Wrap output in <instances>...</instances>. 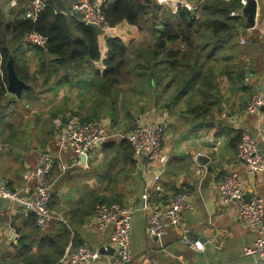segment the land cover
Masks as SVG:
<instances>
[{
    "label": "crops",
    "instance_id": "obj_1",
    "mask_svg": "<svg viewBox=\"0 0 264 264\" xmlns=\"http://www.w3.org/2000/svg\"><path fill=\"white\" fill-rule=\"evenodd\" d=\"M26 6L28 9L33 7V0L26 2ZM13 7L8 0H0V11ZM255 20L256 25L251 30L239 29V43L243 36L248 38V46L242 50L240 45L241 58L247 63L246 79L235 87L230 88V84H226L223 90L225 101L214 119L201 121L208 125L197 127L199 122L177 125L168 111L162 117L152 115L149 122L163 121L166 126L164 158L147 163L145 155L134 156L136 167L124 171L109 187L111 190L105 186L119 169V163L110 160L112 150L117 152V144L109 147L105 143L99 144L84 157L77 158L70 150L58 146L57 139L62 129L59 131L57 119L54 120L55 125L50 118V123L43 126L40 123L46 116L43 115L38 123V115L43 110L49 113L48 106L52 108L49 101H57L67 88H62L61 94L55 98L53 91L42 90L38 82H35L39 87L35 94L26 93L32 87L28 83L29 88L21 97L7 91L6 99L0 104V185L5 184L13 190L22 188L25 185L24 173L37 165L36 152L39 149L61 156L68 167L64 171L58 165L53 168L51 180L55 188L53 203L57 218L46 230L37 226L33 213L24 202L0 197V250L17 244L21 233L38 232V237L35 233L30 237L31 242L37 243L46 235L60 236L66 228L72 236L77 234L79 243L99 250L110 244L109 232L99 230L93 211L90 212L88 206L84 207V203L87 204L93 195L109 194L124 196L125 205L136 209L131 244L133 264H253L257 258L244 255L243 250L254 241L255 233L240 220L237 203H223L217 186L226 174L238 171L246 196L264 198V170L248 174L237 157L242 131L257 136L264 155V107L254 114L246 112L253 92H264V43L259 38L264 30V0L258 1ZM119 26L114 35L104 33L100 36V42L101 37L105 44L108 38L117 37L126 43L138 34L137 28L126 23ZM30 53L28 65L33 71L37 66L33 63L38 59L33 51ZM92 67L98 68L94 64ZM32 104L39 109L31 107ZM22 107L30 111L25 110V113L21 111ZM145 121L146 118L143 119ZM103 124L109 127L111 122L107 120ZM201 155L210 158L208 164L200 160ZM181 190L189 194L193 203V209L183 214L184 225L191 228L193 238L204 244L203 250L185 244L179 232L168 223L166 234L161 239L149 236L146 231L149 211L142 209L143 194H150L153 207L164 208ZM113 257L101 254L92 264H109Z\"/></svg>",
    "mask_w": 264,
    "mask_h": 264
},
{
    "label": "trees",
    "instance_id": "obj_2",
    "mask_svg": "<svg viewBox=\"0 0 264 264\" xmlns=\"http://www.w3.org/2000/svg\"><path fill=\"white\" fill-rule=\"evenodd\" d=\"M77 1L41 0L43 8L36 18L26 15L29 0H18L13 8L0 11V104L8 91L7 63L11 58L18 77L32 86L26 93H36L39 87L35 82L42 90L53 91L54 98L67 88L57 101H49L53 104L48 106L49 113L43 110L38 115V121L46 115L44 126L50 123L48 116L55 125V119L70 112L84 122L98 119L103 124L109 120L114 131L130 130L126 126L151 109L168 111L177 125L208 122L225 101L226 84L231 88L246 79L247 63L241 58L238 41L239 29L247 28L246 21L242 16H230L241 0H204L195 10L179 4L175 14L158 0H106L103 13L108 24L127 21L147 35L129 45L120 38H108L105 58L100 36L81 14L72 13ZM32 32L45 37L46 44H32L28 39ZM31 51L38 59L33 71L28 65ZM22 61L25 64H19ZM96 62H103L104 68L92 67ZM72 83L79 89L68 90ZM105 144L118 145L115 161L122 157L135 165L133 150L125 139ZM118 199L120 196L96 194L84 207L92 212L97 204ZM33 233L39 236L36 231L21 233L17 244L0 250V264H56L71 240L72 245L81 244L68 228L60 236L46 235L37 243L30 241Z\"/></svg>",
    "mask_w": 264,
    "mask_h": 264
},
{
    "label": "built area",
    "instance_id": "obj_3",
    "mask_svg": "<svg viewBox=\"0 0 264 264\" xmlns=\"http://www.w3.org/2000/svg\"><path fill=\"white\" fill-rule=\"evenodd\" d=\"M164 1V0H163ZM173 5L175 14L179 4L195 10L204 0H167ZM249 0H241V6L230 11L231 17L244 16V8ZM259 1V0H257ZM11 6L17 4V0H8ZM34 6L27 10L26 15L36 18L42 10L41 0H33ZM106 0H78L72 7V13H79L83 21L100 26L107 34L108 22L103 13V5ZM247 30L252 28L247 27ZM259 38L264 43V30ZM32 44L43 46L46 38L32 32L28 36ZM248 38L243 36L241 44H245ZM104 68V67H102ZM264 107V92L255 91L250 97L246 112L254 114ZM166 126L163 122L146 123L139 121L131 130H113L108 126L97 122H84L76 113L67 116V123L62 127L57 144L60 149L70 150L77 158L85 156L88 151L99 144L106 143L111 139H125L135 157L145 155L147 163L164 158V136ZM237 157L244 165L248 174H255L264 170V155L257 136L248 131H242L238 146ZM37 165L24 173L25 185L13 190L7 185H0V197L13 201H22L27 209L33 213L37 226L46 230L57 216L52 209L53 204V181L51 174L55 165L63 171L67 164L61 156H56L48 150L36 152ZM217 193L224 204L233 202L238 204L240 220L251 228L255 233L254 241L243 250L244 255L255 256L253 264H264V198L261 196L247 197L243 179L238 171L229 172L218 183ZM144 203L142 209L149 211L146 231L149 236L161 239L166 234L167 225L173 226L181 235V240L196 250H203L204 244L192 237L190 227L184 225L183 214L193 209V203L189 194L178 191L172 197L169 205L164 208H156L150 204V194H143ZM135 208L117 203H100L94 211V221L99 230L108 231L110 244L115 248V254L109 264H133L131 250L133 234V218ZM168 223V224H167ZM101 253L85 244L72 245L56 264H92ZM157 264V263H156Z\"/></svg>",
    "mask_w": 264,
    "mask_h": 264
},
{
    "label": "rangeland",
    "instance_id": "obj_4",
    "mask_svg": "<svg viewBox=\"0 0 264 264\" xmlns=\"http://www.w3.org/2000/svg\"><path fill=\"white\" fill-rule=\"evenodd\" d=\"M161 4H163L164 6L166 5V7L168 6V8H169V6H170V9H171V11H172V13H173V5H172V3L170 2V1H167V0H158ZM166 7L165 8H163L162 10H165L166 9ZM166 13V12H165ZM174 14V13H173ZM163 17H165V16H162V18ZM123 23H126V24H128V25H130V26H133V27H135V28H137L138 30H137V32H138V34L136 35V37H134L133 39H131L129 42H126V44H130L133 40H135V39H138V38H142V37H144V34L146 33L145 32V30L142 32V30L139 28V27H137V26H134V25H131V24H129L127 21H123V22H121V23H119V24H117V25H114V26H111L110 24H108V31H107V34L108 35H114L115 33H116V30H117V27H120L119 25H121V24H123ZM146 35L147 34H145V37H146ZM110 38H113V37H110ZM104 39L101 37V41H102V43H101V49H102V56H103V58H105L107 55V51H106V49L107 48H105V42L103 41ZM248 41V40H247ZM248 42H246L245 44H240L241 45V48H242V50L246 47V46H248V44H247ZM107 47V46H106ZM106 51V52H105ZM19 64H25L23 61L22 62H20ZM33 64H35V63H33ZM95 66H97L98 68H96V69H101L102 67H104L105 65H104V63L103 62H96L95 64H94ZM88 68H90V69H92V67H88ZM92 73V72H91ZM67 74V73H66ZM65 74V75H66ZM69 78V77H68ZM25 82V81H24ZM26 83V82H25ZM27 84V83H26ZM69 89H79V87L77 86V84H75V83H72V85H69V87H68V90ZM80 96H82V95H80ZM78 99V98H77ZM76 99V100H77ZM80 99V98H79ZM136 99V98H135ZM141 101V100H140ZM37 106V105H36ZM34 104H32L31 105V107H33V108H35L36 107ZM133 107V106H132ZM23 109V110H22ZM22 109H21V111H25V110H27V111H30L29 109H24V107H22ZM36 110L37 109H39V107H36L35 108ZM41 109V108H40ZM136 109V107L134 108L133 107V110L132 111H134ZM137 109H138V112H139V115H140V117H141V115H142V109H141V105H138L137 106ZM123 111V110H122ZM25 113H27L26 111H25ZM70 113V112H69ZM69 113H67L66 114V116L67 115H69ZM156 114H158V115H161V117H162V114H163V112H157L155 109H151V110H147L146 112H145V116L144 115H142V117H141V119L139 120V121H143V119L144 118H146V123H149V124H152L151 122H149V119L152 117V115H156ZM123 115H125V113H123ZM48 119H50V117L48 116ZM95 121H97V122H100L98 119H94ZM57 121H58V128H59V131L62 129V127H63V121H62V119H57ZM139 121H136V122H134V123H130V125H128V126H126L128 129L130 128V130L131 129H133L135 126H136V124L139 122ZM40 121H38V123H39ZM41 124H43V126L45 125V122L44 121H41L40 122ZM165 133H166V131H165ZM113 151V154H112V156H111V158H110V160H115L114 158H115V150H112ZM134 155V154H133ZM106 157H108V156H106ZM121 160H124L122 157H121ZM121 160L118 162L119 164V169L117 168V173H116V175H115V177H110V179L108 180V182H107V184H106V189L107 190H109L110 188V186L111 185H113L114 184V182L119 178V177H121L122 175H123V172L124 171H126V170H132V168H134V167H136V164L135 165H132L130 162H127L126 163V161L124 160V164H121ZM108 185V186H107ZM54 190H55V188H54V185H53V195H54ZM111 190V189H110ZM108 196H109V194H108ZM54 198V197H53ZM114 202H117V203H120V204H123V205H125L126 204V202H125V198H124V196H120V199H118V200H115ZM98 205V204H97ZM96 205V206H97ZM54 203H53V206H52V209H53V211L55 212V209H54ZM127 206V205H126ZM96 208V207H95ZM95 211V210H94ZM94 211H93V213H94ZM56 213V212H55Z\"/></svg>",
    "mask_w": 264,
    "mask_h": 264
},
{
    "label": "water",
    "instance_id": "obj_5",
    "mask_svg": "<svg viewBox=\"0 0 264 264\" xmlns=\"http://www.w3.org/2000/svg\"><path fill=\"white\" fill-rule=\"evenodd\" d=\"M257 8H258V1L257 0H249L247 6L244 8V16L246 18V25L249 28H253L256 25V20H255V16H256V12H257ZM88 26L92 27L96 33L99 36L104 35V30L94 24V23H88ZM7 71H8V91L10 93L16 94L18 97L22 96V93L25 89L29 88V85L26 84L22 79H20L16 73L15 67H14V60L13 58H11L8 63H7ZM69 75L66 74L65 78H68ZM63 122L67 123V116H65L63 118ZM213 122L210 123V125H212ZM208 125L207 123L204 122H199L197 124V127H203ZM84 157V156H82ZM200 160L204 163V164H208L210 161V158L208 156L205 155H201L200 156ZM99 252L101 254H111L114 255L115 254V248L108 244V245H104L102 247H100Z\"/></svg>",
    "mask_w": 264,
    "mask_h": 264
}]
</instances>
